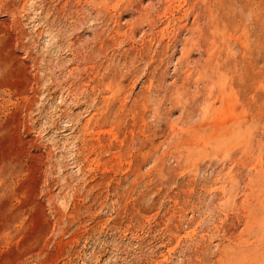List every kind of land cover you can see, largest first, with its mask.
<instances>
[{"label": "rangeland", "instance_id": "rangeland-1", "mask_svg": "<svg viewBox=\"0 0 264 264\" xmlns=\"http://www.w3.org/2000/svg\"><path fill=\"white\" fill-rule=\"evenodd\" d=\"M0 264H264V0H0Z\"/></svg>", "mask_w": 264, "mask_h": 264}]
</instances>
